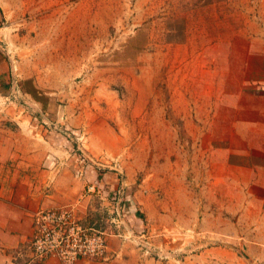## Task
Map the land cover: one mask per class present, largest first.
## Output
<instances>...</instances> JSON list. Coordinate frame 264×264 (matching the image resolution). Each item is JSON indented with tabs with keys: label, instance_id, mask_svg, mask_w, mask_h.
I'll list each match as a JSON object with an SVG mask.
<instances>
[{
	"label": "rangeland",
	"instance_id": "1",
	"mask_svg": "<svg viewBox=\"0 0 264 264\" xmlns=\"http://www.w3.org/2000/svg\"><path fill=\"white\" fill-rule=\"evenodd\" d=\"M0 8V55L13 88L27 94L9 101L23 107L28 134L64 138L76 158L83 152L92 168L118 175L126 220L132 200L145 210L131 229L149 237L150 257L182 259L187 235L188 255L237 251L202 264H253L243 240H196L190 222L213 228L196 202L209 204L210 155L242 147L236 118L260 103L264 0H0ZM105 213L86 224L116 233ZM170 218L189 222L187 232L165 231ZM169 244L174 252H162Z\"/></svg>",
	"mask_w": 264,
	"mask_h": 264
},
{
	"label": "crops",
	"instance_id": "2",
	"mask_svg": "<svg viewBox=\"0 0 264 264\" xmlns=\"http://www.w3.org/2000/svg\"><path fill=\"white\" fill-rule=\"evenodd\" d=\"M6 19L7 15L0 8V37L7 33V27H1ZM7 38L10 39L9 34ZM8 69L7 61L0 55V264H58L53 257L41 261L31 259L32 215L39 209L69 207L80 222L89 223V217L97 210L108 214V202L93 192L95 187L110 192L120 186V180L112 171L92 167L82 170L79 157L72 155L71 144L64 138H47L45 142L29 135L23 107L9 101L13 93L27 94L13 88ZM256 93L259 105L244 106L245 117L236 118L237 139L242 147L210 155V179L206 188L209 204L201 198L196 202L203 220L211 221L213 228L200 226L193 217L190 225L196 230L190 236L196 240L204 238L205 234L218 239L227 236L228 241L243 240L247 260L264 264V88ZM216 161L218 163H214ZM91 185L95 186L94 190H88ZM131 203L127 207L131 212L126 220L128 228L138 226L145 211L136 200ZM173 220L170 218L163 226L165 231L179 225L187 232L189 222L179 221L178 224ZM154 226V231L161 227L156 222ZM224 227L226 233L222 232ZM190 238L185 235L181 240L180 249L185 253L182 259L164 253L171 258L163 262L150 257L153 252L146 254L139 249H128L130 241L109 235L107 255L110 260H79L75 264H202L205 256L219 257L223 252L236 251L231 245H214L188 255L192 252L187 248ZM164 246L166 250L162 252H168L167 249L174 252L177 247Z\"/></svg>",
	"mask_w": 264,
	"mask_h": 264
},
{
	"label": "built area",
	"instance_id": "3",
	"mask_svg": "<svg viewBox=\"0 0 264 264\" xmlns=\"http://www.w3.org/2000/svg\"><path fill=\"white\" fill-rule=\"evenodd\" d=\"M63 135L71 140V135L66 130ZM79 159L82 170L95 164L83 152ZM94 187L91 185L88 190H94ZM96 189L95 187L93 192H97L101 200L108 202L109 220H106V223H109L116 233L80 222L69 207L39 209L32 215V234L29 241L31 259L41 261L53 257L58 264H75L79 260L108 261L109 235L142 245L146 249L145 253H150L149 237L142 233L135 236L134 231L127 226L120 190L108 192Z\"/></svg>",
	"mask_w": 264,
	"mask_h": 264
}]
</instances>
